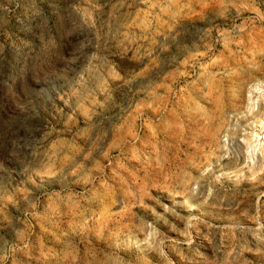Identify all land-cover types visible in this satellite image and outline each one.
I'll list each match as a JSON object with an SVG mask.
<instances>
[{
	"label": "rangeland",
	"instance_id": "obj_1",
	"mask_svg": "<svg viewBox=\"0 0 264 264\" xmlns=\"http://www.w3.org/2000/svg\"><path fill=\"white\" fill-rule=\"evenodd\" d=\"M0 264H264V0H0Z\"/></svg>",
	"mask_w": 264,
	"mask_h": 264
}]
</instances>
